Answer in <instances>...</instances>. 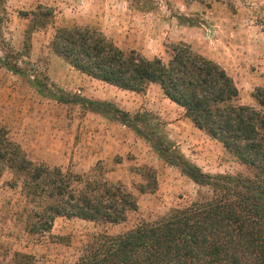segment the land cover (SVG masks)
Returning a JSON list of instances; mask_svg holds the SVG:
<instances>
[{"label":"rangeland","instance_id":"1","mask_svg":"<svg viewBox=\"0 0 264 264\" xmlns=\"http://www.w3.org/2000/svg\"><path fill=\"white\" fill-rule=\"evenodd\" d=\"M39 7L53 13L44 28L32 15ZM76 26L96 28L120 49L166 63L173 46L185 44L226 69L240 90L239 104L260 109L253 95L264 88V0H0V57L12 55L24 71L18 75L0 62V130L33 163L81 179L78 189L90 178L121 183L138 204L119 225L59 217L49 233H37L42 201L28 199L23 178L0 162V264H76L99 237L156 222L211 193L133 130L75 97L111 103L131 116L147 113L159 134L206 174L251 175L160 86L124 91L58 57L51 48L56 31Z\"/></svg>","mask_w":264,"mask_h":264},{"label":"trees","instance_id":"2","mask_svg":"<svg viewBox=\"0 0 264 264\" xmlns=\"http://www.w3.org/2000/svg\"><path fill=\"white\" fill-rule=\"evenodd\" d=\"M32 15L44 28L53 13L39 7ZM51 48L75 70L118 89L141 94L150 85L160 86L197 129L221 143L251 174H206L159 134L147 113L131 116L111 103L75 97L83 108L133 130L168 165L211 192L156 222L99 237L76 264H264V88L253 95L260 109L239 104L240 90L226 69L185 44L174 45L166 63L124 51L96 28L76 26L58 29ZM3 54L0 62L23 75L19 62ZM0 162L23 178L28 199L42 201L37 233H49L59 217L119 225L138 209L135 196L121 183L90 178L78 189L75 182L81 179L33 163L3 130Z\"/></svg>","mask_w":264,"mask_h":264}]
</instances>
